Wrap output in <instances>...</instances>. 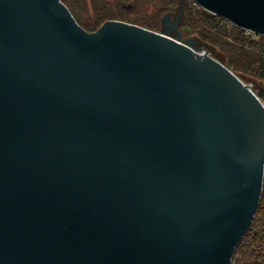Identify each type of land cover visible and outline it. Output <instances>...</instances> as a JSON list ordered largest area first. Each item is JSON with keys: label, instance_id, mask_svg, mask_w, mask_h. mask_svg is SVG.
<instances>
[{"label": "water", "instance_id": "1", "mask_svg": "<svg viewBox=\"0 0 264 264\" xmlns=\"http://www.w3.org/2000/svg\"><path fill=\"white\" fill-rule=\"evenodd\" d=\"M194 1L264 35V0ZM179 16L89 31L63 0H0V264H232L264 101Z\"/></svg>", "mask_w": 264, "mask_h": 264}, {"label": "trees", "instance_id": "2", "mask_svg": "<svg viewBox=\"0 0 264 264\" xmlns=\"http://www.w3.org/2000/svg\"><path fill=\"white\" fill-rule=\"evenodd\" d=\"M77 21L95 31L110 19L132 22L152 30L161 27L178 0H63ZM193 5V6H192ZM184 24L217 46L216 57L242 79L264 83V35L249 32L192 1L185 6ZM232 264H264V186L250 228L237 245Z\"/></svg>", "mask_w": 264, "mask_h": 264}, {"label": "rangeland", "instance_id": "3", "mask_svg": "<svg viewBox=\"0 0 264 264\" xmlns=\"http://www.w3.org/2000/svg\"><path fill=\"white\" fill-rule=\"evenodd\" d=\"M187 3L190 4V0H178L177 4L175 6V9L169 13L171 15L169 22L172 23L174 20H176V17L178 15H180L178 19L180 21L179 29L181 31L182 40L188 39V38H193V39H195L194 47L196 49H199L200 51H207V52H209V54L216 57L218 47L217 46L213 47L209 41H207V40L205 41L204 39H202L201 35L198 33V31L196 29H193L192 27H189V26L184 24V21L186 18L185 17V6L187 5ZM162 28H163V22L161 21V27L155 31L160 32L162 30ZM177 35H178V32L172 30L171 36L176 37ZM214 48H216L217 50ZM216 58L218 59V57H216ZM243 80L246 83L251 84L252 88L261 96L262 100L264 101V83H262L260 80H256L253 78H246Z\"/></svg>", "mask_w": 264, "mask_h": 264}, {"label": "built area", "instance_id": "4", "mask_svg": "<svg viewBox=\"0 0 264 264\" xmlns=\"http://www.w3.org/2000/svg\"><path fill=\"white\" fill-rule=\"evenodd\" d=\"M190 1H192L194 5H198L194 0H190ZM248 31H249V32H252V33H255V32L250 31V30H248ZM256 34H257V33H256Z\"/></svg>", "mask_w": 264, "mask_h": 264}]
</instances>
